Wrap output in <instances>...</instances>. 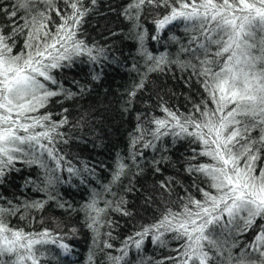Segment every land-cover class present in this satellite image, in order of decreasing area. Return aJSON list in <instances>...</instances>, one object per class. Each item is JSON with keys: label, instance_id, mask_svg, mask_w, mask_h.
Here are the masks:
<instances>
[{"label": "snow or ice", "instance_id": "obj_1", "mask_svg": "<svg viewBox=\"0 0 264 264\" xmlns=\"http://www.w3.org/2000/svg\"><path fill=\"white\" fill-rule=\"evenodd\" d=\"M109 11L127 22L143 61L132 65L141 79L127 93L125 110L151 73L171 72L173 78L181 73L187 85L195 80L200 100L187 112L161 103L162 116L145 121L138 115L128 157L118 154L108 182L97 180L89 199L72 209L60 186L74 179L84 184L96 171L87 162L74 163L65 151L72 137L65 131L71 122L64 102L88 89L75 79L66 86L64 73L108 59L106 49L84 31L87 19L99 14L98 0H0V264H47L48 246L59 249L52 259L72 255L66 241L76 228L53 234L12 224L14 218L23 221L43 211L50 201L83 212L93 234L86 264H133V249L136 264H264V0H120ZM168 137L172 145L189 146L183 170L192 184L175 200L164 201L159 217L117 249L110 242L116 223L110 214L133 213L113 189L133 165V178L143 174L144 150L160 153L158 159L153 156L151 170L163 175L172 162ZM25 168L35 170V177L21 176L23 183L16 185ZM179 183L165 177L158 187L171 196ZM9 186L12 191L5 192ZM26 190L43 195L32 199L24 196ZM146 240L169 249L168 254L142 256ZM97 253L103 261L95 260Z\"/></svg>", "mask_w": 264, "mask_h": 264}, {"label": "trees", "instance_id": "obj_2", "mask_svg": "<svg viewBox=\"0 0 264 264\" xmlns=\"http://www.w3.org/2000/svg\"><path fill=\"white\" fill-rule=\"evenodd\" d=\"M119 2L120 0H98L99 14L89 17L84 26L88 40L96 41L98 46L105 48L108 59L96 65L81 63L73 70L64 73L66 86H71L72 80L75 79L88 89L75 101L64 102L63 106L69 109L68 119L71 122L65 131L72 137L65 151L74 163L77 160L81 164L87 162L90 166H94L96 171V177H90L84 184H81L79 179H74L72 184L60 186L62 200L71 204L72 209H80L89 199L91 189L99 187L97 180L102 183L108 182L118 154L122 158L128 157L130 134L134 133L137 127L138 115H143L145 121L152 116H162L161 103L173 110L187 112L192 108L193 103H198L200 100L201 90L195 80L191 85H187L181 73H176L175 78L171 72L151 73L145 88L137 93L130 110H125L127 93L132 90L133 84L141 79L140 74L131 70L132 65L142 64L143 61H140L137 55L135 40L129 36L127 22L115 12L109 11L113 4ZM117 11H119L118 7ZM148 27L151 28V25L149 24ZM176 31L180 33L181 30L177 28ZM112 32L123 34L111 36ZM155 47L162 50L159 44H155ZM96 74H99L100 78L93 80L92 75ZM55 110L60 111L59 107ZM81 117L84 118L82 122ZM165 139L170 148L166 154L171 157L172 162L165 166L163 175L154 174L151 170L153 156L158 159L160 153H154L151 149L144 150L146 159L140 160V164L144 167L143 174L133 178L132 174L137 171L133 165L129 175L123 179L122 185L113 189L117 193V198L123 197L127 201V209L133 213L130 217L118 213L110 214V218L116 222L111 229L115 239L110 242L117 249L125 237L139 230L142 225L151 224L159 217L164 201L175 200L177 195L183 194L184 187L192 184L193 178L183 170L184 160L190 154L189 146L180 142L172 145L171 137ZM128 163L131 165L130 160ZM30 173L35 177V170L25 168L15 177L14 183L22 184L21 176L27 177ZM165 177H173L180 182L171 196L167 193L162 195L158 187V182ZM129 186L133 190L125 191ZM15 190L19 195L21 190L19 188ZM4 191L11 192V186ZM192 191L195 192L194 189ZM42 195L38 196L31 190L24 191V196L32 199L41 198ZM107 198L112 199L111 196ZM12 224L27 231L49 229L53 234L69 232L71 228L78 230L75 236L66 241L73 247L72 255H60L59 260L52 259V256L59 254V249L48 246L51 254L44 257L47 264H86L89 249L93 247V234L85 226L83 212L58 208L55 202L50 201L43 211H33L29 219L21 221L19 218H14ZM102 231L107 233L109 229L104 228ZM175 246V242L170 241L169 248ZM168 251L169 249L162 250L146 240L145 250L141 255L155 259L168 254ZM117 254L119 253L113 252V255ZM129 259L136 264L138 257L134 249ZM95 260L103 261L104 256L97 253Z\"/></svg>", "mask_w": 264, "mask_h": 264}]
</instances>
